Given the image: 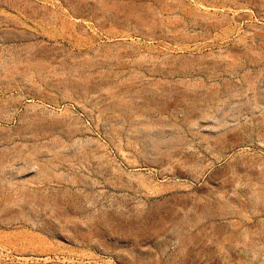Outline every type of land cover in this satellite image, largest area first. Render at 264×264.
<instances>
[{
	"label": "rangeland",
	"instance_id": "1",
	"mask_svg": "<svg viewBox=\"0 0 264 264\" xmlns=\"http://www.w3.org/2000/svg\"><path fill=\"white\" fill-rule=\"evenodd\" d=\"M0 264H264V0H0Z\"/></svg>",
	"mask_w": 264,
	"mask_h": 264
}]
</instances>
